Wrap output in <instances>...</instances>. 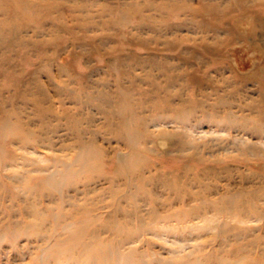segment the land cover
<instances>
[{
  "label": "rangeland",
  "instance_id": "rangeland-1",
  "mask_svg": "<svg viewBox=\"0 0 264 264\" xmlns=\"http://www.w3.org/2000/svg\"><path fill=\"white\" fill-rule=\"evenodd\" d=\"M263 2L0 0V264H84L58 255L65 236L47 249L36 235L5 236L1 222L24 204L62 215L85 193L99 207L124 208L130 197L118 174L126 161L145 179L202 175L184 189L187 203L163 212H188V221L160 220L158 235L146 236L158 264H264V133L238 127L234 110L166 105L178 102L177 83L159 78L154 96L141 81L143 67L175 61L186 48L236 62L247 75L253 61L264 66ZM187 114L195 118L181 119ZM73 226L58 225L66 235Z\"/></svg>",
  "mask_w": 264,
  "mask_h": 264
},
{
  "label": "bare ground",
  "instance_id": "bare-ground-1",
  "mask_svg": "<svg viewBox=\"0 0 264 264\" xmlns=\"http://www.w3.org/2000/svg\"><path fill=\"white\" fill-rule=\"evenodd\" d=\"M253 3L259 2L253 1ZM262 51L264 53V47ZM181 53L183 54L181 58L175 61H160L143 67L141 81L149 84L147 88L153 91L154 96L161 93L156 89L160 78L166 81V85L177 83L179 87L174 91L178 102L172 104L167 101L166 105L178 107L185 106L189 102L191 107H196L194 108L196 112L213 108L221 112L220 108H223L240 113L246 111L250 117L255 113L261 121L264 120V66L255 67L253 61L250 66L252 70H255L247 75L236 62L233 67L227 62L218 61L215 58L205 59L200 56H191L196 53L187 48ZM129 57L135 61L133 64L141 61L134 56ZM124 59L126 61V58ZM237 70L239 73L236 72ZM225 71H229L228 74ZM217 104H220L221 107ZM236 112H232L234 118L232 120L238 127L252 134L264 133V123L248 125L245 120L241 122V119L237 118L242 115L236 114ZM192 117L195 118L194 115L187 114L181 116V119L189 121ZM116 122L119 124L118 119ZM240 122L241 124H239ZM226 125L223 123L219 129H230ZM130 132L131 125L127 129V133L130 134ZM135 169L132 163L126 161L125 169L119 170L118 175L121 179H125L124 191L129 193L130 197L128 200L130 204L124 208L120 206L114 209H105L103 208L105 204L99 207L98 202L87 199L86 193L83 195L84 198L81 197L83 199H79L87 203L80 201L76 203L75 207L63 212L62 215L54 214L48 218L46 216L48 208L41 207L39 210V207L24 204L19 209L11 211L10 216H14L13 219L9 218L1 222V227L6 226L9 230L5 236L12 239L20 238L23 235H36L33 240H42L47 249L52 246L53 238L65 236L60 245L55 244L54 249L57 250L58 255H68L75 261L84 264H158L156 255L153 257L155 253L148 252L145 242L149 239L146 236L158 235L160 220L165 227H170L166 223L173 220L188 221L186 218L188 212H184V215L174 213L173 216H166L163 212L187 203L189 199L185 197L188 196V192L184 189L191 185L194 189L196 183L201 182L197 179H200L202 175L195 174L189 180L185 175L176 173V171H160L145 179L143 174ZM155 190L160 192L157 193ZM225 208L227 210L224 209L222 212L231 217L236 216L234 214L235 206L225 204ZM240 209L244 208L240 207ZM200 210H204V207L197 209V212H194V217L201 212ZM189 211L192 213L193 209ZM94 216H96L95 220L92 218ZM118 217L122 218L123 223L118 222L113 225L112 220ZM66 220L74 225L68 235L65 234V231H59L58 227ZM164 225H162L163 228ZM47 226L49 228L45 229ZM107 239L111 243L103 244V241ZM144 245L146 249H144ZM45 251L46 253L41 254L42 258L51 252Z\"/></svg>",
  "mask_w": 264,
  "mask_h": 264
}]
</instances>
